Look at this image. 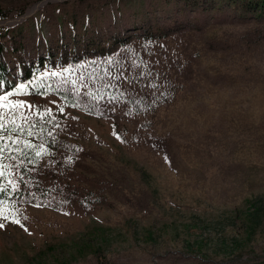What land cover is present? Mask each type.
<instances>
[{"label":"rangeland","instance_id":"rangeland-1","mask_svg":"<svg viewBox=\"0 0 264 264\" xmlns=\"http://www.w3.org/2000/svg\"><path fill=\"white\" fill-rule=\"evenodd\" d=\"M44 1L0 0L16 21L0 25L4 91L43 80L23 99L64 109L0 159V264H264V18L217 0ZM68 65L91 74L79 94L44 79ZM20 98L0 101L6 127Z\"/></svg>","mask_w":264,"mask_h":264},{"label":"snow or ice","instance_id":"snow-or-ice-1","mask_svg":"<svg viewBox=\"0 0 264 264\" xmlns=\"http://www.w3.org/2000/svg\"><path fill=\"white\" fill-rule=\"evenodd\" d=\"M95 63V62H92ZM58 67H60L58 65ZM46 72L43 74L44 79H50L53 81H59L60 85H67L66 91L72 92V94H79L81 88L87 87V80L91 78V74H89L88 77H85L83 70L81 69L80 65H68L67 67H62L59 72L56 71H50L47 69V66H45ZM78 72V75L73 77V73ZM33 79H35V74H33ZM32 84V80H29L27 83H18L14 89L11 91H4V85L0 83V101H7L10 97H21L20 99H13L11 101V107H9L7 110L10 113L11 120L9 123V126H5L3 121L6 119L4 114V104H0V159L3 158V153L6 148H10L13 145L18 144L20 141L16 139H12V136H21L26 134L28 137H32L34 135V132L32 131L33 128L39 127L41 130H44L43 125L47 123H52L54 127H59V123L56 119L57 115H63L64 109L59 108L58 113L54 114L53 110L51 108H42L39 105H33L29 100L23 99L25 96H31V95H41L46 96L48 94V89L52 88L51 85H44V81L41 80L40 86L29 88V85ZM41 87L44 88V91L41 90ZM59 88L53 89L52 94H55V91H58ZM89 95L92 96L93 99H96L97 97L94 94L89 93ZM64 99H68L67 96L64 97ZM115 97H112V100H115ZM52 103H55L53 101ZM74 107L76 105H73ZM34 112V119L29 120V113ZM47 113V115H45ZM19 119L21 121V124L17 125L16 120ZM116 135L115 131L113 133ZM5 135H8L9 140L11 143L3 142ZM117 139H119V136H117ZM24 148L29 149L32 148V145L30 143L25 142ZM16 151H20L19 148H16ZM47 155V151L43 149L41 146L40 151H36L35 155L37 157L41 155ZM22 155H27V152H22ZM15 159V157H12ZM2 167V165H0ZM3 176V172L0 171V177ZM21 180H23V177H21ZM11 183V182H10ZM4 189H0V191H3ZM13 190L16 191V185L13 184ZM35 207H41L43 206L41 203L37 202ZM2 220H8V217H2L0 218ZM10 223L17 224L20 227H24L19 219H16L13 217L10 221ZM5 227V224L3 222H0V229H3ZM25 231H27V228H24Z\"/></svg>","mask_w":264,"mask_h":264},{"label":"trees","instance_id":"trees-1","mask_svg":"<svg viewBox=\"0 0 264 264\" xmlns=\"http://www.w3.org/2000/svg\"><path fill=\"white\" fill-rule=\"evenodd\" d=\"M184 3L188 0H179ZM194 2H198V0H192ZM216 3H212L213 9H217L222 6V4H227L229 6L237 7L241 12H249L252 16H260L264 18V0H224V1H213ZM225 2V3H223ZM12 12L10 10H1L0 9V20L7 19ZM10 28L6 27L0 30V83L3 85H7L6 74H7V65L3 62L1 56L3 52L6 50L4 43L2 42L1 37L4 36L7 32H9ZM48 59V58H47ZM51 60V59H49ZM49 63V61H46Z\"/></svg>","mask_w":264,"mask_h":264},{"label":"water","instance_id":"water-1","mask_svg":"<svg viewBox=\"0 0 264 264\" xmlns=\"http://www.w3.org/2000/svg\"><path fill=\"white\" fill-rule=\"evenodd\" d=\"M47 0H45L44 2H46ZM42 2V3H44ZM42 3H38L37 5H35L34 7V10L37 9L38 7H40L42 5ZM23 19H25V17H22L18 20L19 21H22ZM16 21H10V20H5L4 22H0V25H10V24H13L15 23Z\"/></svg>","mask_w":264,"mask_h":264}]
</instances>
